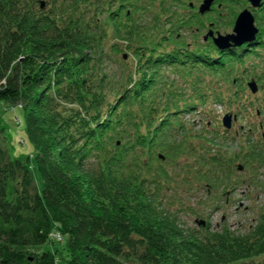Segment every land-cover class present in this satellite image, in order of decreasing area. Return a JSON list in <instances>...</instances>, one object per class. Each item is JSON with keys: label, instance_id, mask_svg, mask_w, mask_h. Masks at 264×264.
<instances>
[{"label": "trees", "instance_id": "1", "mask_svg": "<svg viewBox=\"0 0 264 264\" xmlns=\"http://www.w3.org/2000/svg\"><path fill=\"white\" fill-rule=\"evenodd\" d=\"M221 1L187 15L174 8H190L184 0L159 10L140 0H49L45 9L0 0V100H22L36 165L9 153L0 128V264H239L264 254V212L247 236L198 237L150 191L161 183L157 151L184 129L182 113H207L212 97L236 102L246 76L264 81L252 63L263 30L239 47L205 40L221 32ZM227 15L233 26L238 12ZM55 229L65 237L62 263L47 246Z\"/></svg>", "mask_w": 264, "mask_h": 264}, {"label": "rangeland", "instance_id": "2", "mask_svg": "<svg viewBox=\"0 0 264 264\" xmlns=\"http://www.w3.org/2000/svg\"><path fill=\"white\" fill-rule=\"evenodd\" d=\"M39 1L40 7L45 9L49 0ZM140 1L150 5L153 10H159L163 0ZM172 1L167 0L168 3ZM184 1H188L190 8L180 4L174 8L187 15L194 11L205 15L218 6L214 0L210 10L202 13L200 7L204 0ZM42 2H45V6H42ZM221 2L226 12L220 30L223 34L232 32L234 27L229 24L231 17H228L227 13L236 10L239 15L245 8L253 11L249 0L247 3L244 0ZM86 5L82 6V9H86ZM257 10L261 17L255 24L259 31L263 30L264 33V0ZM102 17L106 19L107 13L102 14ZM145 17L146 15H142V20ZM107 28L112 42L120 41L124 44L121 35H118V40L116 36L111 35V26L107 25ZM187 36L192 39L191 34ZM127 51L131 60H134L131 51ZM259 51L252 63L263 70L264 46ZM110 58L106 59L109 70H117L114 61L118 55L111 53ZM175 74L170 75V78H175ZM253 80L258 84L255 93L250 87ZM2 82L5 83V80ZM242 83L245 96L236 102L224 105L214 102L212 97L208 105L203 104L208 109L207 113H182L184 129L179 131L177 136L170 134V139L163 142V148L157 151L160 157V174L154 172L153 179L156 178L161 183L159 187L153 185L150 191L154 193L156 202L165 215L170 214L180 228L188 232L196 231L198 237L207 232L219 233L224 229L247 236L253 233L264 212V155L261 153L264 151V81L246 76L245 82ZM226 113L232 114V125L229 129L223 125ZM0 128L3 129V140L9 153L22 160L30 157L35 170V149L28 135L22 100L15 103L0 100ZM181 146L183 147L179 148ZM254 156L257 158L254 159ZM220 158L222 161L217 163L216 160L220 161ZM233 158L235 160L231 162ZM224 160L226 162H223ZM95 163V157L89 158L86 169L94 170ZM143 174L149 172L144 170ZM64 242V235L55 229L47 245L48 248L60 251L61 263L66 257L65 253H61L64 250ZM239 264H264V254L243 260Z\"/></svg>", "mask_w": 264, "mask_h": 264}, {"label": "water", "instance_id": "3", "mask_svg": "<svg viewBox=\"0 0 264 264\" xmlns=\"http://www.w3.org/2000/svg\"><path fill=\"white\" fill-rule=\"evenodd\" d=\"M253 8H259L263 4V0H249ZM214 0H204L200 7V12L204 13L206 10H210ZM42 6H45V2H42ZM259 28L255 24V15L249 8H245L239 13L236 18L233 31L229 33H215L212 29L205 35V40L212 37L217 47L221 49L229 47L242 46L245 43H250L255 40ZM252 92L258 90V84L255 80L250 83ZM236 118V116H235ZM223 125L229 129L232 125V114L226 113L223 118Z\"/></svg>", "mask_w": 264, "mask_h": 264}, {"label": "bare ground", "instance_id": "4", "mask_svg": "<svg viewBox=\"0 0 264 264\" xmlns=\"http://www.w3.org/2000/svg\"><path fill=\"white\" fill-rule=\"evenodd\" d=\"M210 227V226H209Z\"/></svg>", "mask_w": 264, "mask_h": 264}]
</instances>
